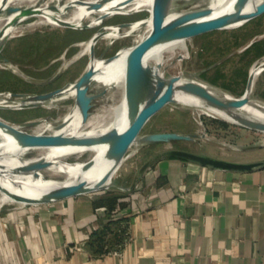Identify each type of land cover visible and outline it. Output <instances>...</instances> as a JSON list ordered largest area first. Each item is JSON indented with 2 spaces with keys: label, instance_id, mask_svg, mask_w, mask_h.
<instances>
[{
  "label": "rangeland",
  "instance_id": "rangeland-1",
  "mask_svg": "<svg viewBox=\"0 0 264 264\" xmlns=\"http://www.w3.org/2000/svg\"><path fill=\"white\" fill-rule=\"evenodd\" d=\"M7 1V6H33L68 21L77 12V8L70 5L72 0ZM215 4L216 0H174L171 12L176 15L209 5L215 11L221 9V3ZM16 16H0V119L21 126L27 132L43 134L61 128L63 131L94 133L98 127L109 126L112 122L109 109L122 95L121 81L108 78L109 73L91 81L88 92L95 97L85 122L82 116L79 121L74 115L78 107L75 84L94 59L111 58L120 50L135 46L149 34V5L133 13H115L99 25H91L95 14L73 26L56 25L39 15L25 17L16 25L9 24ZM138 22L141 23L138 29H118L120 34L128 32L125 36L103 34L110 27ZM185 43L187 52L181 61L173 64L182 52L165 53V77L181 75L187 80H197L230 96L240 97L246 90L252 69L264 61V14L235 27L189 37ZM73 90L74 94L71 93ZM251 97L264 104V70L255 81ZM164 132L195 137L160 143L162 148L181 149L221 160L251 152L264 155V132L240 126L203 106L170 103L150 118L140 136ZM146 144H134L129 153ZM48 153L44 148L30 149L21 155V161L35 160L48 156ZM91 156L92 151L71 154L63 161L74 164L87 161ZM11 161H5L7 168L0 169L2 179L7 183L10 178L15 179V188L31 191L26 184L31 181L32 174L16 171L18 161ZM121 172L119 167L108 182L109 186ZM40 176L51 184L74 179L51 168L41 170ZM14 204L4 203L0 208ZM107 240L113 242L114 238Z\"/></svg>",
  "mask_w": 264,
  "mask_h": 264
},
{
  "label": "crops",
  "instance_id": "crops-1",
  "mask_svg": "<svg viewBox=\"0 0 264 264\" xmlns=\"http://www.w3.org/2000/svg\"><path fill=\"white\" fill-rule=\"evenodd\" d=\"M160 143L104 191L0 208V264H264V155L220 168Z\"/></svg>",
  "mask_w": 264,
  "mask_h": 264
},
{
  "label": "water",
  "instance_id": "water-1",
  "mask_svg": "<svg viewBox=\"0 0 264 264\" xmlns=\"http://www.w3.org/2000/svg\"><path fill=\"white\" fill-rule=\"evenodd\" d=\"M174 0H153L151 9V31L135 46L130 54L126 72V99L129 123L119 129L116 126L101 133H69L59 132L51 134L30 133L21 128L0 119V128L11 136L19 147L18 157L30 149L39 148H65L74 147L81 149H93L107 145L106 158L112 160V165L104 176L95 183H89L83 179L73 181H60L46 189L40 196H27L8 189L0 180V192L12 199L11 203L22 205H39L52 203L63 199L104 191L108 188V182L126 159L129 150L138 138L145 137L141 144L153 142H170L173 140H191L195 135L179 134L175 132L152 133L140 136L145 124L170 103L177 102L175 96L181 92L199 99L206 107L225 114L233 123L255 131L264 132V121L250 118L239 112L245 105L253 101L251 93L258 75L264 70V63L256 75L251 72L246 90L240 97L230 96L223 98L213 93L208 84L187 80L181 75L169 78L160 74L159 70L147 62V55L156 47L177 39H187L206 32L235 27L264 14V2L253 10H247L254 0H236L232 10L214 14L211 5L199 9L183 11L172 16ZM7 0L0 2V16L18 15L9 24L16 25L21 19L38 15L36 7L7 6ZM64 26L73 24L63 22ZM93 53V51H92ZM92 66L76 82V99L82 121L85 122L90 114L91 102L94 95H90L89 84L94 78ZM210 86V85H209ZM213 87V86H212ZM216 88V87H214ZM255 101V100H254ZM172 155L188 158L204 165H212L220 168L250 169L255 164H239L202 156L195 153L173 150ZM3 155L0 154V158ZM53 160L45 156L35 160L23 162L15 170L24 174H32L40 177V171L49 168ZM6 168L4 165L0 169ZM0 172V177H1ZM2 178V177H1ZM3 180V179H2Z\"/></svg>",
  "mask_w": 264,
  "mask_h": 264
},
{
  "label": "bare ground",
  "instance_id": "bare-ground-1",
  "mask_svg": "<svg viewBox=\"0 0 264 264\" xmlns=\"http://www.w3.org/2000/svg\"><path fill=\"white\" fill-rule=\"evenodd\" d=\"M262 2H264V0H254L250 4L247 10H253L255 7H257ZM152 3H153V0H72L70 5L72 7L77 8V12L75 16L69 21L62 20L61 17H58V15L50 14L51 12L48 13V11L47 12L45 11V13L41 12L42 10L39 8H38L39 10L38 15L41 17V19L45 18L47 21H50L56 25L61 24L63 22L76 25L77 23H81L87 17H90L95 14L96 17L93 19V22L91 23V25H99L108 16H111L115 13L137 12L140 10L141 7L146 6V4L149 5V9L151 11ZM217 3L219 4L221 3L222 7L218 11H215L214 7L212 6L214 9V14H219L225 11L232 10L236 4V0H216V4ZM172 16H175V15L172 14ZM140 26H141V23L138 22V23L130 24V25L126 24V25L110 27L103 34L106 35L109 32V34H112V35L125 36L128 32L124 34H120L118 33L119 28L132 27V29H138ZM149 26L150 27L152 26L151 18L149 20ZM12 28H15V26H13ZM185 40L177 39V40H173L171 42H167V43H164L156 47L147 55V62L155 66L159 70L160 74L164 75L163 67H164L165 53H171L172 55V54H175L176 52H182L180 55L177 56L173 64L181 61L183 58H185L186 52H187V46H186ZM132 49L133 47L124 48L120 50L118 54H116L115 56L111 58L98 59V60L94 59L93 64L91 65L95 72L94 78L92 79V81L95 78H99L105 73H109L108 78L121 81V84H122L121 85L122 95H121L119 102L115 104V106L113 105L111 109H109V114L111 115L112 122L107 127L106 126L98 127L96 129V132L94 133L104 132L113 126H116L119 129H121L125 127L130 121V117L127 112V99H126L125 88H126L127 64H128V60L132 52ZM263 63L264 61L254 66V68L252 69V72L254 75L258 73ZM208 88L213 93L217 94L218 96H221L223 98L230 97V95L222 92L221 90L217 88H214L209 85H208ZM71 93L74 94L75 90L71 91ZM175 98L177 102L196 105V106H203L213 111L214 113L220 116H223L226 119L231 121V119H229L225 114L217 112L216 110L211 109L209 107H206L203 102H201L199 99L193 96L179 92L176 94ZM239 112H241L243 115L247 117L257 118V119L264 121V104L260 102L253 100L247 105H245ZM74 115L78 117L79 121L81 120V114L79 111V107L76 108ZM61 129L55 130V132L53 133H59V132L80 133V132H71L69 130L63 131V129L62 130ZM143 140H145V137L138 138L135 144H141ZM107 148H108L107 145L95 147L93 149H81V148H74V147L48 148L47 151L49 153L47 154L48 156H45V157L47 159L53 160V164L49 168H51L53 171L62 172V173L67 174L68 176H73L74 179H72L71 181L76 180V179H83V180L88 181L89 183H95V182H98L104 176V174L108 171V169L112 165V160L106 158ZM91 151H92V156L87 161L77 162L74 164L63 161V158L68 155H71V154L81 155L83 153L91 152ZM18 152H19V147L16 141L11 136H9L4 130L0 128V154L3 155L0 158V166L4 165L7 168V166L5 165V161L7 160L18 161L17 167L21 166L23 162H27V161H21V159L18 157ZM30 177H31V181L26 184V187L28 186L31 189V191H22V190L15 188L14 185L17 184L15 179L10 178L8 183L2 180L1 177H0V180L3 183V185L6 186L11 191L20 193L23 195H27V196H40L43 194L44 191H46L48 187L52 185H56V184H51V183L46 182L43 176L35 178L34 176L30 175ZM67 182L69 181L67 180ZM9 202H12V199L9 196H7L5 193H1L0 207L4 203H9Z\"/></svg>",
  "mask_w": 264,
  "mask_h": 264
},
{
  "label": "trees",
  "instance_id": "trees-1",
  "mask_svg": "<svg viewBox=\"0 0 264 264\" xmlns=\"http://www.w3.org/2000/svg\"><path fill=\"white\" fill-rule=\"evenodd\" d=\"M96 235L98 236V233ZM97 239H98L97 240L98 248H102V245L104 243V240L100 236H98Z\"/></svg>",
  "mask_w": 264,
  "mask_h": 264
}]
</instances>
